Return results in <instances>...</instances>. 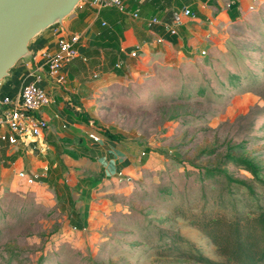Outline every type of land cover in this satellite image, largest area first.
I'll list each match as a JSON object with an SVG mask.
<instances>
[{
  "label": "rangeland",
  "instance_id": "374dc122",
  "mask_svg": "<svg viewBox=\"0 0 264 264\" xmlns=\"http://www.w3.org/2000/svg\"><path fill=\"white\" fill-rule=\"evenodd\" d=\"M146 67L110 79L93 101L97 132L122 137L95 144L117 145L124 166L139 168L122 173L131 178L123 183L98 175L74 186L75 175H66V189L93 190L83 225L52 186L30 175L28 184L4 188L0 169V264H199L159 256L160 230L226 263L181 215L200 210L203 197L225 215L264 208V0L223 25L205 55Z\"/></svg>",
  "mask_w": 264,
  "mask_h": 264
},
{
  "label": "crops",
  "instance_id": "0c3cea01",
  "mask_svg": "<svg viewBox=\"0 0 264 264\" xmlns=\"http://www.w3.org/2000/svg\"><path fill=\"white\" fill-rule=\"evenodd\" d=\"M92 1L81 0L61 25L34 38L28 46L31 59L18 62L0 82L1 102L6 95L17 98L22 87L40 75L42 81L37 86L51 99L37 113L48 123L41 138L10 145L3 140L5 128L0 125L4 188L15 189L28 184L30 175L37 176L35 185L52 186L61 206L69 210L78 225H83L92 205L93 198L88 199L87 195L93 197L94 193L89 187L66 189L67 174L75 175L77 186L84 178L93 183L96 176H107L111 165L121 173H136L139 168L134 164L124 166L127 157L117 145H105V149L89 139L90 134H98L97 128L85 119L91 118L97 92L110 79L149 69L146 65L151 61L175 65L196 58L208 46L215 45L223 25L240 21L254 0H123V13L114 9L97 11ZM184 9L189 10V16L174 25L173 14ZM152 18L159 24L149 26ZM168 27L175 33H170ZM73 34L79 35L78 57L63 69L66 82L59 87L49 78L42 53L54 52L61 35ZM156 39L161 42L154 43ZM133 52L134 58L130 56ZM143 160L137 161L145 165L147 159Z\"/></svg>",
  "mask_w": 264,
  "mask_h": 264
},
{
  "label": "trees",
  "instance_id": "16d2710c",
  "mask_svg": "<svg viewBox=\"0 0 264 264\" xmlns=\"http://www.w3.org/2000/svg\"><path fill=\"white\" fill-rule=\"evenodd\" d=\"M86 121H90L85 117ZM95 126V121H90ZM96 127V126H95ZM98 133L109 142H119L121 136L112 135L104 131ZM146 154L143 153V156ZM143 162L146 158H143ZM231 182V181H230ZM236 184V182H231ZM264 186V182H260ZM220 197V193L216 199ZM234 199H233V202ZM214 204V205H213ZM210 207L209 211L206 206ZM219 201L203 205L197 212L191 210L182 214L190 224V227L204 236L212 244L223 258L225 264H264V208L257 207L255 211L241 213L234 211L230 215L220 213ZM158 255L167 258L186 259L199 264H217L194 252L182 237L170 231H159Z\"/></svg>",
  "mask_w": 264,
  "mask_h": 264
},
{
  "label": "built area",
  "instance_id": "2783aa9c",
  "mask_svg": "<svg viewBox=\"0 0 264 264\" xmlns=\"http://www.w3.org/2000/svg\"><path fill=\"white\" fill-rule=\"evenodd\" d=\"M92 6L97 11L102 9H114L122 13L125 11L123 0H93ZM189 14L188 9L174 13L172 23L174 25L180 24L181 18L188 17ZM151 24H159V21L156 18H152L148 21V25L150 26ZM167 30L172 34L175 33L173 28L168 27ZM78 40V34L61 35L57 43V49L54 52L42 53L47 74L59 87L64 86L66 82L63 69L78 57L76 46ZM160 42V39L154 41L156 44ZM205 53L206 51L203 50L200 54L205 55ZM130 56L134 58L136 53L133 52ZM41 81L42 77L36 75L32 82L22 87L17 98L12 99L6 95L0 102V125L5 128L3 140H6L10 145L41 138L48 130L47 121L37 115L42 108L47 107L51 102L47 92L37 86V83ZM89 139L93 143L101 141L97 133L90 134ZM108 175L115 178L118 183L131 181L130 177L122 175L121 172H116L113 165L108 167ZM33 178L35 180L38 179L37 176H33Z\"/></svg>",
  "mask_w": 264,
  "mask_h": 264
},
{
  "label": "water",
  "instance_id": "95a60500",
  "mask_svg": "<svg viewBox=\"0 0 264 264\" xmlns=\"http://www.w3.org/2000/svg\"><path fill=\"white\" fill-rule=\"evenodd\" d=\"M81 0H0V82L21 60L32 55L29 43L61 25Z\"/></svg>",
  "mask_w": 264,
  "mask_h": 264
}]
</instances>
